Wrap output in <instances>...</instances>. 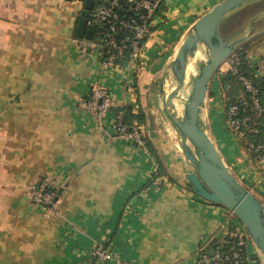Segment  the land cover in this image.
<instances>
[{"label": "crops", "instance_id": "obj_1", "mask_svg": "<svg viewBox=\"0 0 264 264\" xmlns=\"http://www.w3.org/2000/svg\"><path fill=\"white\" fill-rule=\"evenodd\" d=\"M222 1L163 0L138 60L110 67L73 41L84 0H0V264H197L212 240L225 243L227 209L188 189L193 170L156 116L158 84L189 29ZM249 32L253 70L264 60V0L220 25L229 41ZM94 86L114 101L101 120L81 105ZM227 91L215 74L200 117L229 172L264 207V142L256 160L228 130ZM126 109L143 117L132 123L142 126L143 145L111 129ZM44 179L58 196L54 213L29 193ZM97 245L110 261L91 256ZM245 264H263L253 245Z\"/></svg>", "mask_w": 264, "mask_h": 264}, {"label": "water", "instance_id": "obj_2", "mask_svg": "<svg viewBox=\"0 0 264 264\" xmlns=\"http://www.w3.org/2000/svg\"><path fill=\"white\" fill-rule=\"evenodd\" d=\"M255 0H223L203 14L189 29L174 60L169 66L166 82L158 84L161 114L166 123L178 135L184 160L193 172L185 176L186 186L200 199L219 205L230 211L242 225L253 246L263 257L264 264V207L260 201L229 172L211 141L200 114L204 107L208 86L220 66L240 47L254 36L251 32L234 41L224 39L220 33L222 20ZM85 13L77 21L74 36L79 39L99 40V34L86 27L93 8L92 1L85 3ZM123 12L122 9L119 10ZM100 32V28L96 29ZM203 51L206 59L202 58ZM197 72L189 81L188 70L196 56ZM264 85V79L261 80ZM186 93V97L182 94ZM183 105L178 117L173 101ZM213 255V251L210 252Z\"/></svg>", "mask_w": 264, "mask_h": 264}, {"label": "built area", "instance_id": "obj_3", "mask_svg": "<svg viewBox=\"0 0 264 264\" xmlns=\"http://www.w3.org/2000/svg\"><path fill=\"white\" fill-rule=\"evenodd\" d=\"M80 1V0H79ZM161 0H105L93 8L88 16L86 27L93 32V36L99 34V40H86L75 38L78 52L87 55L90 51L96 52L100 61L110 67H119L124 62L138 60L140 50L152 30L153 18ZM123 12L120 13L119 10ZM100 28V32L96 29ZM228 69L234 75L243 91L247 94L248 105L253 111V115L259 117L263 113L262 100L264 95L260 91L253 79L246 74L242 61L234 53L225 61ZM264 71V60L258 62L256 69L251 71L253 78H261ZM225 72V73H226ZM223 74V73H221ZM244 102H235L227 107L225 122L228 130L243 141L244 133L241 130L244 124L251 122V116L238 118L239 106H245ZM82 107L97 120H101L104 115L114 108V101L108 92L98 86L90 90L89 97L81 103ZM123 117L117 118L111 129L120 139L143 145L144 138L142 126L132 125L128 128L122 121ZM264 130V127H263ZM255 132V130H253ZM245 149L251 156L259 160L263 150V143H247ZM158 187L156 180L152 181ZM53 181L50 179L40 180L29 187V193L36 205L45 213H54L58 203V196L52 189ZM231 218L230 227L226 234V240L231 247L226 255H222L216 248L213 255L206 253L200 255L197 264H218L221 261L229 264H245L246 248L253 245L242 225L234 218L233 214L226 210ZM236 224H233V222ZM91 256L101 262L111 260L109 250L103 245H97ZM119 264H135L134 261L119 260Z\"/></svg>", "mask_w": 264, "mask_h": 264}, {"label": "trees", "instance_id": "obj_4", "mask_svg": "<svg viewBox=\"0 0 264 264\" xmlns=\"http://www.w3.org/2000/svg\"><path fill=\"white\" fill-rule=\"evenodd\" d=\"M86 0H84V3ZM105 2V0L101 1H95L93 8L98 6L99 4ZM83 3V4H84ZM163 7V0L159 2L156 14L161 11V8ZM92 8V9H93ZM84 15V12H82V16ZM152 31V30H151ZM251 48V45L249 42L243 43L238 49L234 52L235 55H237L240 60L242 61L243 68L247 75H249L253 81L256 83V85L259 88L260 95H264V85L261 84L260 78H253V75H251V69L248 66L246 55L248 50ZM218 79L220 84L223 86H228V91L225 93L226 97V107L230 106L231 104L235 102H248L247 94L243 91L241 84L237 80V78L232 75L230 72H226L223 74L217 73ZM263 105V113L259 117H256L253 115V111L251 107L248 105V103L243 106H239V113L238 118L241 119L245 116H251V122L246 123L242 126V131L244 133L243 136V143L246 146L247 143H263L264 142V99L262 100ZM143 117L141 115H132L129 111V109H126L125 114L122 118L123 123L130 128L133 124V122L140 123L142 122ZM255 130V132L253 131ZM150 151L152 152V149L150 148ZM53 190V189H51ZM231 247V244L225 240V243L222 245L220 243H217V241H211L208 245V247L205 249L204 253L207 255H210V252L212 250H215L216 248L222 255H226ZM218 264H229L228 262L221 261Z\"/></svg>", "mask_w": 264, "mask_h": 264}, {"label": "rangeland", "instance_id": "obj_5", "mask_svg": "<svg viewBox=\"0 0 264 264\" xmlns=\"http://www.w3.org/2000/svg\"><path fill=\"white\" fill-rule=\"evenodd\" d=\"M224 29V28H222ZM200 54L202 55V58L203 59H206V56L204 55L203 51H200ZM218 71V70H217ZM193 72L196 73L197 72V67L195 65H193ZM217 74V72L215 73ZM167 79H170V77L168 76ZM167 79H165L164 81L166 82ZM182 96L186 97V93L182 94ZM160 108H161V104H160ZM158 110V113H157V117L158 118H161L159 123L161 124L162 127H164V129H167L168 130V133L170 132V139L172 140L173 143H176V148L178 149V152L181 153V150H180V140L178 138V135L174 132V130L166 123L163 115L161 114V110L157 109ZM183 113V108L181 110ZM159 120V119H158ZM167 134V133H166ZM169 139V140H170ZM262 260H263V257L261 256Z\"/></svg>", "mask_w": 264, "mask_h": 264}, {"label": "bare ground", "instance_id": "obj_6", "mask_svg": "<svg viewBox=\"0 0 264 264\" xmlns=\"http://www.w3.org/2000/svg\"><path fill=\"white\" fill-rule=\"evenodd\" d=\"M196 61L195 60H193L192 62H191V64H190V68H189V72H188V75H189V77L186 79V81H189L190 80V78H191V76H192V74H193V65H195V63H197L198 61H199V59H200V54H197V56H196ZM173 106H174V112H175V114L178 116V117H181L182 116V108H183V105H182V103L178 100V99H174V101H173Z\"/></svg>", "mask_w": 264, "mask_h": 264}]
</instances>
